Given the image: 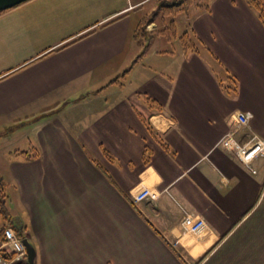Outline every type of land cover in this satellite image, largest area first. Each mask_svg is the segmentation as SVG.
<instances>
[{
  "label": "crops",
  "instance_id": "1",
  "mask_svg": "<svg viewBox=\"0 0 264 264\" xmlns=\"http://www.w3.org/2000/svg\"><path fill=\"white\" fill-rule=\"evenodd\" d=\"M150 1L29 0L0 13V130L31 122L5 165L20 212L0 229L23 228L34 264H264V155L251 173L217 144L237 111L251 114L237 139L264 141V24L245 0H209L187 19L196 52L146 48L135 62L128 18ZM73 13L76 29L17 55L26 34ZM141 187L158 199L133 203ZM183 211L205 227L185 232Z\"/></svg>",
  "mask_w": 264,
  "mask_h": 264
},
{
  "label": "rangeland",
  "instance_id": "2",
  "mask_svg": "<svg viewBox=\"0 0 264 264\" xmlns=\"http://www.w3.org/2000/svg\"><path fill=\"white\" fill-rule=\"evenodd\" d=\"M156 2L157 0H151L145 6H143L142 9L139 8L137 10H133L130 13L128 21H130L131 23V33H133L132 30H135V28L137 27V22L142 16L149 15L154 11H158L154 10L155 8H152L153 4L156 7ZM169 19H171L170 15L166 14L164 17H161L158 13L154 21L149 23L145 27L147 31L146 33H151V35L153 36L151 39L152 41H145V38H142V36L139 37V39H136V42L134 43L137 46L135 48L137 53L133 56V59L136 55L142 53L146 48L171 50L173 48H176L180 44L178 38L168 41L167 37L160 35V31H162V26L166 24ZM174 19L177 28V34H181L184 30L189 29L191 26L190 22L187 20V16L184 15V12H181L179 15L175 16ZM82 20L83 18L77 17L74 13L71 15H66L62 18H58L56 20H51L46 27H40L38 29L33 30L34 32L25 35V41L21 49L18 50L17 55L26 56L32 54L41 47H44L47 44L56 41L55 39L68 35L72 30L76 29L79 26L77 24H79V22H81ZM165 33L169 34L167 31ZM129 45L131 48V44ZM202 54L205 58L208 59V57L204 53ZM12 57L13 54L8 52L4 57H2V59L5 61H9ZM133 59L130 60V63L129 65H127L126 69L132 65ZM137 60L138 59H136V61ZM136 71L141 73L142 70ZM122 72L120 74H122ZM137 72L126 77V80L135 83L136 80H138V76L136 75ZM20 121L22 122L17 121L13 124H9L7 130H0V223L6 222V219H4V217L13 216L14 218L16 216V213L20 212L19 204L15 196L14 186L9 182L7 176L8 171L5 168L6 163L10 159L15 157L16 150H19L20 148L24 147L27 142V139L31 138L30 120H28V118H25L21 119ZM21 263H27L26 259L23 260Z\"/></svg>",
  "mask_w": 264,
  "mask_h": 264
},
{
  "label": "built area",
  "instance_id": "3",
  "mask_svg": "<svg viewBox=\"0 0 264 264\" xmlns=\"http://www.w3.org/2000/svg\"><path fill=\"white\" fill-rule=\"evenodd\" d=\"M250 117L248 111H237L233 121L235 128L224 133L217 144L233 154L251 173H255L252 162L256 157L264 155V141L253 132H248L246 140L242 142L236 137V132L247 128ZM159 194V191L150 187H141L132 193L131 200L135 204L141 201H156ZM180 224L188 233H197L205 227L200 215L188 211H183ZM0 234V264H19L25 260L26 250L15 230L11 226H5L0 229Z\"/></svg>",
  "mask_w": 264,
  "mask_h": 264
},
{
  "label": "trees",
  "instance_id": "4",
  "mask_svg": "<svg viewBox=\"0 0 264 264\" xmlns=\"http://www.w3.org/2000/svg\"><path fill=\"white\" fill-rule=\"evenodd\" d=\"M245 2L250 8H252L256 12L258 19L261 21V23L264 24V0H245ZM208 3L209 0H157V2L155 3L156 7L154 10H158V11L157 12L154 11L151 14L144 15L140 18L137 27L134 31V36L137 39L142 36V38H145V40H149L152 35L151 33H146L147 31L145 27L149 23L154 21L158 13L161 17H164L167 14L171 16V19H169L168 22L162 26L161 29L162 31H160L161 33L160 35L171 39L178 38L179 42L181 43L182 49L184 51L196 52L197 45L198 43L201 42L198 41V38L195 35L194 31L189 28L184 30L180 35L177 36V28L174 18L175 16L179 15L181 12H184V15H186L187 18H189L190 17L189 15H191L192 12H196L199 9H207ZM4 11L6 10L0 11V13ZM166 31L169 34L165 33ZM143 52L137 57V59L142 56ZM217 64L219 63L217 62ZM222 80L223 79H221L220 76H218V82L226 92H228L230 89L235 90V87L233 88L229 84H223ZM231 80H233V82L235 83L233 78ZM45 113H46L45 111H42L38 115V118L41 119L44 116H46ZM19 153L26 154L25 157L27 159L35 158L38 156V152L36 150L31 151L30 154L28 153V151H20ZM13 227L15 228V231L20 238L25 237V235L23 234L22 227H18V226H13ZM0 240H1V234H0ZM19 264H28V263H19Z\"/></svg>",
  "mask_w": 264,
  "mask_h": 264
},
{
  "label": "water",
  "instance_id": "5",
  "mask_svg": "<svg viewBox=\"0 0 264 264\" xmlns=\"http://www.w3.org/2000/svg\"><path fill=\"white\" fill-rule=\"evenodd\" d=\"M27 1L29 0H0V11L11 9ZM21 242L24 245L25 250H26L27 263L34 264L35 249L33 245L25 237L22 238Z\"/></svg>",
  "mask_w": 264,
  "mask_h": 264
}]
</instances>
